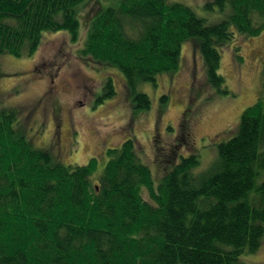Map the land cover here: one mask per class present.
<instances>
[{"label": "trees", "instance_id": "trees-1", "mask_svg": "<svg viewBox=\"0 0 264 264\" xmlns=\"http://www.w3.org/2000/svg\"><path fill=\"white\" fill-rule=\"evenodd\" d=\"M82 1L0 0V53H33L44 30L66 29L77 38ZM215 1L223 6L226 0ZM230 4L227 18L208 23L182 2L122 0L92 22L83 53L118 66L134 106L149 108V95L136 83L178 69L183 42L199 38L209 81L228 93L219 46L234 29L264 30V0ZM108 82L103 96L111 93ZM108 155L94 183L92 160L74 166L54 160L21 130L16 111H1L0 264H246L242 254L260 246L264 179L257 186L262 206L248 197L264 167V90L244 110L237 134L218 143L207 170L197 169L199 155L191 152L155 185L133 138Z\"/></svg>", "mask_w": 264, "mask_h": 264}, {"label": "rangeland", "instance_id": "rangeland-1", "mask_svg": "<svg viewBox=\"0 0 264 264\" xmlns=\"http://www.w3.org/2000/svg\"><path fill=\"white\" fill-rule=\"evenodd\" d=\"M121 1L80 2L75 39L66 29L44 30L33 53H0V113L16 111L21 130L36 147L50 150L54 160L73 166L92 160L94 183L108 161V149L120 147L128 138H133L142 161L151 168L155 185L181 155L191 152L199 155L197 169L207 170L217 158L218 143L237 134L244 110L263 95L264 30L249 35L234 29L235 36L219 46L220 72L230 92H219L209 81L199 38L193 37L182 44L178 69L157 74L155 82L136 83L151 100L149 108H137L121 69L83 53L92 22ZM169 1L189 5L208 23L231 12L230 0L223 6L215 0ZM109 78L113 87L103 96ZM57 104L62 111L58 143L53 120ZM263 179L264 167L249 191L248 200L256 208L263 204L257 188ZM141 194L153 201L146 187ZM241 260L264 264V235L258 249L243 253Z\"/></svg>", "mask_w": 264, "mask_h": 264}, {"label": "flooded vegetation", "instance_id": "flooded-vegetation-1", "mask_svg": "<svg viewBox=\"0 0 264 264\" xmlns=\"http://www.w3.org/2000/svg\"><path fill=\"white\" fill-rule=\"evenodd\" d=\"M48 93L45 92L44 93V96L47 95ZM49 95V94H48ZM61 107L59 104L55 105L54 106V111H53V114H54V122H55V127L58 129L56 132H57V135L56 137H58L56 139V142L58 143L60 141V133H61V124H62V118H61ZM31 114H33V111L31 110Z\"/></svg>", "mask_w": 264, "mask_h": 264}]
</instances>
